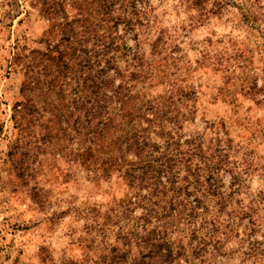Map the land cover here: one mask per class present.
Returning <instances> with one entry per match:
<instances>
[{
	"label": "rangeland",
	"instance_id": "374dc122",
	"mask_svg": "<svg viewBox=\"0 0 264 264\" xmlns=\"http://www.w3.org/2000/svg\"><path fill=\"white\" fill-rule=\"evenodd\" d=\"M53 1L73 24L103 33L109 23L105 0ZM137 1L136 30L122 22L116 29L152 71L141 91L175 121L165 126L171 133L194 138L218 161V238L182 264H264V0ZM54 27L40 1L0 0V264H105L108 247L120 245L118 226L134 227L141 213L114 216L126 202L125 181L118 173L95 178L79 163L73 132L44 110L43 95L34 117L12 118L24 78L12 64L14 47L44 48ZM195 168L178 177L188 176L191 184L179 185L190 191L204 175ZM198 195L201 206L212 203L202 189Z\"/></svg>",
	"mask_w": 264,
	"mask_h": 264
},
{
	"label": "trees",
	"instance_id": "16d2710c",
	"mask_svg": "<svg viewBox=\"0 0 264 264\" xmlns=\"http://www.w3.org/2000/svg\"><path fill=\"white\" fill-rule=\"evenodd\" d=\"M38 1L55 27L43 37L42 49L25 53L24 47H14L12 64L19 66L24 78L22 99L14 104L12 118L20 120L17 113L34 117L39 111L35 96L43 95L44 110L50 108L47 111L63 126V133L73 132L79 163L94 172L95 178L118 173L125 181L126 202L114 216L128 220L135 207L141 213L134 227L118 226L114 240L120 245L108 247L105 264H182L190 255L198 257L208 240L218 238V187L213 181L218 161L194 138L181 139L171 133L165 126L175 121L165 117L153 98L141 91L143 85H138L152 71L143 66L138 52H127L116 28L122 22L124 29L136 30L143 5L124 0L115 6L117 0H105L102 6L109 23L100 33L88 29L82 20L73 24L59 18L57 2ZM91 38L93 45L86 48ZM120 62L125 63L123 68ZM152 132L160 141L153 139ZM193 166L204 175L197 173L190 191L188 185H179L181 180L191 184L188 176L178 177L182 169L189 171ZM201 189L213 196L212 203L201 206ZM198 217L201 223L196 225ZM187 236L196 244L185 241Z\"/></svg>",
	"mask_w": 264,
	"mask_h": 264
}]
</instances>
